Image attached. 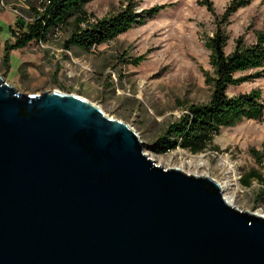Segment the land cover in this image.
Listing matches in <instances>:
<instances>
[{
	"label": "water",
	"instance_id": "1",
	"mask_svg": "<svg viewBox=\"0 0 264 264\" xmlns=\"http://www.w3.org/2000/svg\"><path fill=\"white\" fill-rule=\"evenodd\" d=\"M142 146L83 98L0 75V264H264L263 217Z\"/></svg>",
	"mask_w": 264,
	"mask_h": 264
},
{
	"label": "rangeland",
	"instance_id": "2",
	"mask_svg": "<svg viewBox=\"0 0 264 264\" xmlns=\"http://www.w3.org/2000/svg\"><path fill=\"white\" fill-rule=\"evenodd\" d=\"M230 1L213 0L215 14L221 15ZM40 3L0 2V75L8 85L21 93L59 91L93 103L107 117L130 127L142 142L143 153L155 165L209 177L226 188L220 190L224 199L232 198L231 207L264 218V200L256 197L261 185L253 181L245 187L241 182L251 170H259L250 150H261L264 120H242L221 129L207 149L195 155L181 149L156 154L150 148L188 106L205 104L211 95L206 77L213 75L205 38L212 34L215 21L199 0H91L84 9L93 19L115 14L130 3L136 12L156 5L165 8L92 52L66 50L63 44L71 26L67 27L50 36L47 44H30L9 52V67L4 69L5 42L13 38L9 28L15 29L19 20L30 23ZM263 28L264 0L238 9L226 28L229 39L225 53L233 51L240 35L246 44H252ZM141 57L144 60L135 64ZM255 73H238L237 77L250 79L230 87L228 96L260 90L264 105V76L253 79Z\"/></svg>",
	"mask_w": 264,
	"mask_h": 264
},
{
	"label": "trees",
	"instance_id": "3",
	"mask_svg": "<svg viewBox=\"0 0 264 264\" xmlns=\"http://www.w3.org/2000/svg\"><path fill=\"white\" fill-rule=\"evenodd\" d=\"M3 1L9 0H0ZM89 1L91 0H41L40 8L34 10V19L30 23L21 25L16 21V28H9L13 38L5 42L3 68L7 70L9 67V52L22 50L30 44H47L50 36L67 27L71 26V29L63 47L66 50L78 48L84 52H92L165 8L163 5H156L136 12L130 3L115 14L91 21V14L84 9ZM252 1L254 0H231L225 11L217 15L213 0H199V4L212 13L215 21L212 34L205 38L213 75L206 77L207 83L211 85V95L207 103L188 106L185 113L167 125L163 136L150 145L154 153L164 154L181 149L193 155L199 154L207 149L221 129L233 127L242 120H264L260 90L231 97L227 94L230 87L240 86L250 79L248 76L237 77L238 73L255 71L253 79L264 76V28L256 33L252 44H246L243 35L238 36L233 51L225 53L229 39L226 28L230 17ZM142 60L144 59L141 57L134 63L138 64ZM250 155L259 170H251L241 182L245 187H249L253 181L259 183L262 189L256 197L264 200V142L261 150H250Z\"/></svg>",
	"mask_w": 264,
	"mask_h": 264
},
{
	"label": "bare ground",
	"instance_id": "4",
	"mask_svg": "<svg viewBox=\"0 0 264 264\" xmlns=\"http://www.w3.org/2000/svg\"><path fill=\"white\" fill-rule=\"evenodd\" d=\"M217 185H218V190H219L220 192H221V190H222V191H224V190L226 191V188H225L224 186H221V187H220L218 183H217ZM220 189H221V190H220ZM221 195H222V192H221ZM222 197H223V195H222ZM223 199H224V197H223ZM231 199H232V198H225V199H224V201L226 200L225 202H226V204H227L228 206L232 205V204H231V201H232ZM229 204H230V205H229ZM253 215H256V214H253ZM256 216L261 217V216H259V215H256Z\"/></svg>",
	"mask_w": 264,
	"mask_h": 264
},
{
	"label": "built area",
	"instance_id": "5",
	"mask_svg": "<svg viewBox=\"0 0 264 264\" xmlns=\"http://www.w3.org/2000/svg\"><path fill=\"white\" fill-rule=\"evenodd\" d=\"M90 20L93 21V18H91ZM82 26H84V24Z\"/></svg>",
	"mask_w": 264,
	"mask_h": 264
}]
</instances>
